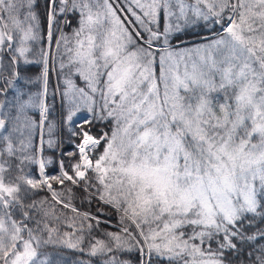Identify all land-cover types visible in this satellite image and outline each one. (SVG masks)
Masks as SVG:
<instances>
[{
  "label": "snow or ice",
  "instance_id": "6c2138e0",
  "mask_svg": "<svg viewBox=\"0 0 264 264\" xmlns=\"http://www.w3.org/2000/svg\"><path fill=\"white\" fill-rule=\"evenodd\" d=\"M38 8L0 0V264H58L49 246L99 264H264V0H47L43 37ZM77 198L114 209L118 230Z\"/></svg>",
  "mask_w": 264,
  "mask_h": 264
},
{
  "label": "trees",
  "instance_id": "16d2710c",
  "mask_svg": "<svg viewBox=\"0 0 264 264\" xmlns=\"http://www.w3.org/2000/svg\"><path fill=\"white\" fill-rule=\"evenodd\" d=\"M37 3L39 4V8L37 9V12H38V15L40 16V30H41V35L43 37L46 35V28H47V24H46V20L44 16L47 0H37ZM67 19L70 20L71 23L65 24L63 21H61L60 27L62 31L64 33H67L69 38L71 39L73 31L79 26L77 23L79 17L76 14H70L67 17ZM45 44H46V40L42 39L41 41L38 42L37 45L34 46L35 50L37 51V54L34 56H30L29 58L36 62L24 66L25 72L28 75L33 77V84L30 85L33 91H36L39 88V81L36 78L40 75L41 67L43 65L42 63L39 62L40 56L38 54V50L40 48H45ZM71 46L72 45L70 44L69 47ZM54 55H56L55 51H54ZM59 55L63 57L65 61H67L69 53L61 49ZM57 81H58V72L55 69H53V72H50L49 74V93L53 91V86L57 83ZM78 83H82V82L78 81ZM48 102L50 104V109H51L49 113V120L54 124H59L61 114L63 111H65V109L61 108L59 93L57 92L54 100L52 99L50 95L48 98ZM86 115L90 116L91 114L87 113V111L82 108L79 112H77L76 116L74 117V120L79 122ZM109 123L110 122H97L95 126L92 128L93 134L98 135L101 131L109 132L110 131ZM45 138H47L46 130H45ZM60 138L63 141L61 144V151L67 152V151L73 150L72 139L74 138H71V133L69 132L67 125H65V127L61 130ZM47 155H52V153L49 152L47 153ZM32 171L34 174L37 173L36 166H32ZM47 171L49 173L55 172L56 171L55 165H52L51 167H49ZM47 195L49 194L46 192H40L38 198L47 196ZM73 204L81 212L87 211V212L92 213L93 215L98 214L97 213L98 207H103L102 205H98L97 203L89 204L86 200L83 203H81L80 198L73 200ZM103 211L105 215L101 216V219L107 220L108 223H101L100 230L101 231H117L119 228L118 214L115 212L114 209H110L107 207H103ZM64 212L67 213L69 216L72 215L71 212L67 209H65ZM61 230L64 231L68 229L61 228ZM94 234L99 236L100 232L98 231V232H95ZM77 235H79V233H77ZM250 243H255V242L253 241ZM256 247L257 248L264 247V241H261L260 244L256 245ZM212 249L213 250L216 249L215 243L212 244ZM45 251H48L50 253L52 252L60 253L61 259L58 261V264H78V262H83V264H99L100 262V257H90L87 254V250L85 251L84 254H81L77 251L69 250L66 248H62V247L53 248L49 246L47 249H45ZM225 255L227 259L232 262V264H247V261L245 259V256L243 255V252H241V254L239 255H237L236 253L226 252ZM123 258L131 261V264H137V253L135 252L128 253ZM250 259L251 257L248 258V260ZM153 264H160V260L155 259Z\"/></svg>",
  "mask_w": 264,
  "mask_h": 264
},
{
  "label": "rangeland",
  "instance_id": "374dc122",
  "mask_svg": "<svg viewBox=\"0 0 264 264\" xmlns=\"http://www.w3.org/2000/svg\"><path fill=\"white\" fill-rule=\"evenodd\" d=\"M47 48V42H46V44H45V49ZM53 55H54V52H53ZM42 69H43V65H42V67H41V71H42ZM50 72H53V68L51 67V65H50ZM50 72H49V74H50ZM36 171H37V166H36ZM38 172V171H37Z\"/></svg>",
  "mask_w": 264,
  "mask_h": 264
}]
</instances>
